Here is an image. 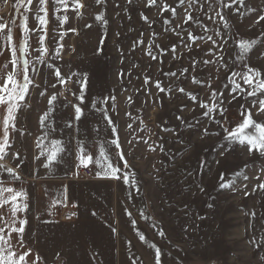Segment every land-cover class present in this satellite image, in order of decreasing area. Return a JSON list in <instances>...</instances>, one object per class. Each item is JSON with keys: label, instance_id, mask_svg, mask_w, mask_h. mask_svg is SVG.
I'll return each mask as SVG.
<instances>
[{"label": "rangeland", "instance_id": "374dc122", "mask_svg": "<svg viewBox=\"0 0 264 264\" xmlns=\"http://www.w3.org/2000/svg\"><path fill=\"white\" fill-rule=\"evenodd\" d=\"M37 3L38 0H34L30 6L19 5V0H0V21L8 24L16 21L12 25L16 41H22L25 36L20 28L24 16L28 17L30 29H38ZM67 3L66 9L54 5L52 0L47 4L48 23L43 45L48 50L44 57L46 62L36 60L39 30L28 33L27 58L42 69L39 75L31 71L30 75L35 76L38 83L43 81L39 89L47 88L46 93L60 91L61 94L65 90L60 84L55 88L47 87L56 83L48 64L59 67L67 75L87 76L84 116L76 123L78 128L73 129L72 134L83 143L86 154L94 158L88 168L98 172L103 171L106 163H116L117 149L108 141L118 136L128 163L124 172L130 179L129 182L114 180L129 186L126 193L137 192V197L144 200L142 205L147 209L144 215L151 229L160 233L162 250L165 238L166 264H264V189L257 188L260 180H264V155L250 154L245 145L234 142L229 145L225 158L218 157L219 145L227 143L222 139L225 133L203 116L199 107L201 103L209 106L215 103L210 84L211 89L223 93L229 130L242 119L240 104L251 108L250 98L227 103L232 95L231 82L227 79L231 73L224 70V63L226 61L233 71H244L245 64L264 70V20H260L264 16V0H199L190 10L198 22L187 24L182 23L187 17L179 0H156L154 5H149L148 0H101L100 3L79 0L83 7H73V0ZM165 3L176 7L178 15L164 11ZM65 16L67 20L61 23ZM98 16L101 19H97ZM189 32L197 37L203 35L205 40L213 36L217 44L187 40ZM240 41L248 42L249 48L240 49ZM61 44L63 47L57 55L56 49ZM172 45L177 46L175 52L171 50ZM209 47L214 51L209 52ZM10 61V53L5 50L0 55V76L11 71ZM5 64L7 68L3 67ZM165 73H176V76ZM146 77L148 84H145ZM77 78L67 82L71 91H66L64 102L77 103L72 95H79ZM156 81L171 91L160 92ZM242 86L247 88V85ZM178 88H184L185 92H179ZM187 93L196 99L192 100ZM111 96L115 100L99 103ZM93 103L108 111L113 125L109 126L102 119L101 113L92 107ZM252 111L253 119L264 122V113ZM54 114L57 115L53 122L55 135L67 137L62 116H73L74 110H57ZM3 115L0 109V119ZM22 117L33 118L32 114L20 110L18 119ZM110 127H115L117 133L113 134ZM205 127L219 135L203 136ZM16 136L13 134L12 149L16 146ZM102 146L108 159L100 156ZM217 159L221 160L219 165L215 163ZM200 160L207 161L210 170L199 168ZM4 161H0V165ZM0 177L9 178L3 174ZM3 186L18 190V185L12 182ZM201 187L204 191H200ZM254 188L257 190L253 191ZM7 196L5 193V198ZM21 201L23 199L18 198L17 202ZM66 207L70 211L69 206ZM11 211V201L0 207V216L7 224L23 214L17 212L12 216ZM4 225L2 223L1 227ZM16 242L10 237L16 252L29 249L24 246L16 250ZM32 254L29 264L35 258V251L32 250ZM39 256L37 264H80L81 258H85L78 254L64 258Z\"/></svg>", "mask_w": 264, "mask_h": 264}, {"label": "crops", "instance_id": "0c3cea01", "mask_svg": "<svg viewBox=\"0 0 264 264\" xmlns=\"http://www.w3.org/2000/svg\"><path fill=\"white\" fill-rule=\"evenodd\" d=\"M39 91L30 88L22 107L23 112L32 114L33 118L18 119L17 127L26 131L16 136V146L11 153L19 152L20 158L10 153L1 164L15 169L21 178L14 180L4 167H0V175L9 176L7 179L0 177L3 184L12 182L18 185V190L23 189L27 193L29 208L14 219L17 227L20 219L27 220L22 237L24 246L41 256H84L80 264H155L156 250L159 249L161 264H166L165 238L162 250L160 233L151 229L148 217L144 215L147 212L142 205L144 200L137 197V192L129 195L126 193L129 186L114 179L98 177L97 170L92 167H81L79 175H73L78 147L73 129L66 128L67 137H58L55 131L50 133V139L63 142L66 151L61 154L62 158L49 168L43 166L44 157L36 159L38 150L35 142L41 132L38 117L48 109L49 97L53 93L58 96L51 106L52 122L57 117L54 114L57 110H73L68 102H64L65 96L60 91L46 93L45 97L40 96ZM72 117L62 116L63 123ZM52 126L54 128L53 123ZM85 169L91 172L88 177L82 173ZM65 206H69L72 214L75 213L71 221L62 219ZM2 223L7 224V221L0 220V227ZM5 231L10 232V228ZM12 234L11 237L20 240L19 234ZM19 247L16 242V250Z\"/></svg>", "mask_w": 264, "mask_h": 264}, {"label": "snow or ice", "instance_id": "6c2138e0", "mask_svg": "<svg viewBox=\"0 0 264 264\" xmlns=\"http://www.w3.org/2000/svg\"><path fill=\"white\" fill-rule=\"evenodd\" d=\"M48 2L49 0H38V3L35 5L37 8V14L35 18L38 21V29H30L28 27V17L24 16L22 18L20 28L23 30L25 36L20 42L16 41L13 34L12 25H14L16 21L13 20L11 24L0 21V55H2L6 50L10 53L11 57V71H8L3 76H0V109H3L4 112L3 118L0 119V161L5 160L11 153V149L13 148V134L22 135L26 131L17 127L18 112L22 110L23 104L25 103V97L30 93V86L32 88L39 89L43 84V81L38 83L36 77L30 75V71L39 75L42 72V69H38L31 62V60L27 58L29 47L28 33L30 31L36 33L38 30L39 33H43H38V43L40 47L38 49L39 54L37 55L36 60L39 63H45L46 61L44 57L48 50L43 45L46 37V25L48 23ZM52 2L54 5L63 6L65 9L68 7L67 0H52ZM96 2L100 3L101 0H96ZM198 2L199 0H179V5L184 8V14L187 17L182 21V23L187 24L194 20L198 22L197 17L193 15L192 11H190L196 7ZM233 2H235V0H233ZM33 3L34 0H19V5L27 4L31 6ZM148 4L154 5L156 4V0H148ZM185 4H187L186 7ZM73 7H83V5L79 3V0H73ZM162 7L164 11H168L171 13V15H178V10L176 7L170 6L166 3ZM225 7H228V5H225ZM40 13H43V15H40ZM217 15H219V13H217ZM97 19H101V17L98 16ZM144 19H147V17H144ZM66 20L67 17L65 16L61 20V23L65 22ZM260 20H264V16H261ZM86 27H90V25H86ZM70 31L74 32L75 29H70ZM206 32L207 29H205V33ZM216 35L219 36L220 33L217 32ZM187 40H192L193 42L204 40L205 43L211 41L212 45L217 44V40L214 39L213 36H207L205 40L203 35L197 37L191 32L187 34ZM187 40L184 41L186 47H188ZM220 46L223 47V43H221ZM249 46V43L246 41L239 42V47L242 50L248 49ZM62 47V44L57 47V55H59ZM171 50L175 52L177 50V46L172 45ZM208 51L213 52L214 49L209 47ZM17 53H19V55ZM152 59H156V57L152 56ZM221 59H223V57H221ZM203 63L210 64L211 61H203ZM3 67L7 68L8 65L5 64ZM47 67L53 79L56 81V83L47 86L50 88H55L56 84H60L65 86L66 91H71L66 86L67 82L73 81V77H78L75 80V83L80 84L79 95L72 93V95L76 97L77 103L73 104L71 101L68 102L74 110V115L65 124L66 128L75 129L76 123L79 122L84 116V108L82 106L85 102L84 86L87 76L77 73H72L71 75L64 74L59 67H55L53 64H48ZM224 70L231 73L227 79L231 82L232 95L230 96V99L227 101V103L237 101L238 99L250 98L249 102L251 104V108L248 107L247 104H240V116L242 119L232 130H229V128L226 127V124L228 123L227 109L223 107V104L225 103L223 99V93L219 92L217 89H211L209 84V88L212 93V99L215 101V103L211 106H209L207 103H201L199 107L203 110L202 115L212 120V122L219 128H222L225 133L222 139L227 141V143L219 145L220 151L217 153V156L220 158H225L229 152V145L234 142H239V144L245 145L250 154L255 152L259 153L260 155H264V122H257L255 119H253L252 111V109H255L257 113H264V70L249 67L247 64H245L244 71H233L232 67L229 66L226 61L224 63ZM185 71H187V69H185ZM165 75L176 76V73H165ZM194 82L197 84L201 83L199 80H195ZM148 83L149 80L146 77L145 84ZM242 85H247V88H244ZM155 86L160 92L171 91L170 88L165 89L162 87L160 81H156ZM177 90L181 93L185 92L184 88H178ZM46 92L47 88H45L44 91H39V95L44 96L46 95ZM187 95L192 100L196 99V96L192 95L191 93H187ZM57 98V94L53 93L48 99V109L38 117V123L41 132L37 136L35 142V147L38 150L36 159L44 157L43 166L45 168H49L55 161H57L59 158H62L61 154L66 151L61 140L50 139V133L55 131L52 126L53 122L51 106L53 102L57 100ZM109 99L115 100V97H105L104 100L99 103H107ZM92 107L101 113L102 119H104L109 126L114 124V121L111 119L106 109L97 108V103H93ZM213 113H215V115H213ZM177 119L179 120L180 117H177ZM129 127L131 126L129 125ZM248 129H254V131H246ZM110 131L113 134L117 133V129L115 127H110ZM202 135L211 136L219 135V133H213L207 127H205L202 130ZM108 143L114 145L117 149L116 163H106L104 165L103 171H98L96 175L101 178L124 180L125 182H129L130 178L128 174L124 172V169L128 167V163L125 159L123 151L121 150L118 136H114L110 141H108ZM77 144L78 147L75 155L76 171L73 172L74 176L79 175V169L81 167L88 168V165L94 162V158L91 155L86 154L83 143L78 141ZM11 154L17 159L20 158L19 152ZM100 156L102 158L108 159L107 151L103 146L100 150ZM120 161H123V165H120ZM220 162V159L215 161L217 165H219ZM0 167H4L5 171L9 173L14 180L21 178L15 169L5 165H0ZM19 167L20 165L17 164V168ZM198 167L201 169L207 168L210 170V166L205 160H200ZM257 180H260L259 176H257ZM221 186L224 187L225 185ZM257 188L264 189V180H260ZM257 188H254L253 191L257 190ZM200 191H204V189L201 187ZM5 193L8 194L7 198H5ZM247 194L248 193L246 192L245 195ZM18 198H22L24 202L18 203ZM9 201L12 203V216H15L17 212L26 211L29 208V205L26 202L27 193L23 189L15 190L11 186L4 187L3 182L0 181V206H3V204L8 203ZM211 206L212 205H209V207ZM125 211L127 212V209ZM73 215H75V213ZM93 215H95V213H93ZM128 215L131 216V213L128 212ZM252 215L254 216L255 213H252ZM0 220H3L2 216H0ZM132 223H135V221H132ZM26 224V219H20L19 227L16 226L15 221H13L11 224H6L4 227H0V264H29L28 258L33 255L32 250L27 249L18 253L12 248L10 243L11 234L15 232L21 237L18 241L20 247L22 249L24 248L22 237L25 231L24 226ZM6 228H10L11 231L6 232ZM112 231L115 233L116 229L113 228ZM161 235H163L162 232ZM141 239H143V236H141ZM40 259L41 257L39 254H36L31 264H37ZM155 264H161V253L159 249L156 250Z\"/></svg>", "mask_w": 264, "mask_h": 264}, {"label": "built area", "instance_id": "2783aa9c", "mask_svg": "<svg viewBox=\"0 0 264 264\" xmlns=\"http://www.w3.org/2000/svg\"><path fill=\"white\" fill-rule=\"evenodd\" d=\"M65 94H66V90H62L61 95H65ZM82 173L85 177H88L91 174L89 169L83 170ZM62 219L67 221L73 220V214L72 212L69 211L67 207L64 209V214L62 216Z\"/></svg>", "mask_w": 264, "mask_h": 264}]
</instances>
